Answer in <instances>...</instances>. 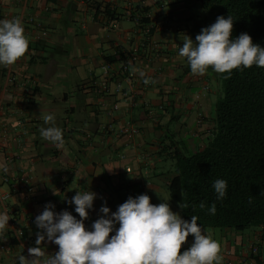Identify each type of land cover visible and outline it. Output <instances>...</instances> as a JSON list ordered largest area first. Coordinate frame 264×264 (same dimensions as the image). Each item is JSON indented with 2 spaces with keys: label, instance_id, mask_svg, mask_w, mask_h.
I'll return each instance as SVG.
<instances>
[{
  "label": "crops",
  "instance_id": "0c3cea01",
  "mask_svg": "<svg viewBox=\"0 0 264 264\" xmlns=\"http://www.w3.org/2000/svg\"><path fill=\"white\" fill-rule=\"evenodd\" d=\"M140 9H147L142 29L133 16ZM198 13L197 0H0V19L21 16L31 41L16 64L0 66V162L9 166L0 172V194H10L0 204L10 216L0 264H19L37 246L35 218L48 202L79 218L69 201L79 190L95 191L85 221L90 228L105 203L114 212L147 193L159 204L176 175L175 153L205 148L215 127L219 74L209 68L194 75L179 55L184 33L195 40L202 30ZM118 54L125 60L105 62ZM8 74L18 83L9 84ZM49 113L64 131L62 147L40 135L48 126L42 114ZM130 127L137 132H124ZM17 228L24 230L21 240ZM208 232L221 245L222 264H264L261 228ZM41 247L48 255L59 248L48 241Z\"/></svg>",
  "mask_w": 264,
  "mask_h": 264
},
{
  "label": "clouds",
  "instance_id": "9594fccd",
  "mask_svg": "<svg viewBox=\"0 0 264 264\" xmlns=\"http://www.w3.org/2000/svg\"><path fill=\"white\" fill-rule=\"evenodd\" d=\"M234 22L231 15H220L213 24L202 28L195 40L184 33L179 55L186 58L192 74L202 76L209 68L229 75L233 70L264 68V46L255 43L247 32L234 36ZM30 42L21 16L0 19V66L16 64L28 52ZM132 71L149 82L145 71ZM42 119L48 126L41 127V137L62 147L64 131L56 125L55 115L42 114ZM8 171L7 163L0 162V172ZM213 189L218 200L224 199L228 181L216 179ZM97 197L92 190L77 191L69 203L75 205L79 218L68 210L55 211V204L48 202L35 218L41 230L37 246L28 249V256L20 255L19 264H222L221 245L198 223L199 217L183 219L166 198L154 204L147 193L140 194L129 197L114 212L105 203L100 208L102 215L88 228L85 221ZM180 206L187 208L184 203ZM216 211L213 203L209 212L215 215ZM9 220V214L0 211V239L6 235ZM190 235L194 236L193 242L181 251ZM45 241L58 245V251L48 255L41 247Z\"/></svg>",
  "mask_w": 264,
  "mask_h": 264
},
{
  "label": "trees",
  "instance_id": "16d2710c",
  "mask_svg": "<svg viewBox=\"0 0 264 264\" xmlns=\"http://www.w3.org/2000/svg\"><path fill=\"white\" fill-rule=\"evenodd\" d=\"M197 1V25L204 28L220 15H231L234 36L247 32L255 43L264 46V0ZM146 12L138 11L145 24ZM124 60L120 54L105 58L109 64ZM218 74L222 90L212 135L202 151L175 153L176 175L170 180L169 196L179 206L187 205L180 206L183 219L190 221L196 215L207 231L253 227L264 231V68L253 66L233 70L231 75ZM219 178L228 181L227 196L222 200L213 189V182ZM213 203L215 215L209 212ZM193 237L190 235L187 242Z\"/></svg>",
  "mask_w": 264,
  "mask_h": 264
},
{
  "label": "built area",
  "instance_id": "2783aa9c",
  "mask_svg": "<svg viewBox=\"0 0 264 264\" xmlns=\"http://www.w3.org/2000/svg\"><path fill=\"white\" fill-rule=\"evenodd\" d=\"M135 22H136V25L140 28V29H142V28H144L145 27V23H144V19H143V17H141V16H139V15H137L136 17H135ZM149 31L150 30H145V33L146 34H148L149 33ZM138 59V57L137 56H134L133 57V60H137ZM105 70H106V72H108V70H109V67L107 66L106 68H105ZM20 80V79H19ZM7 81H8V83L9 84H16V83H18L17 81H18V79L15 77V76H13L12 74H8L7 75ZM27 89L29 90L28 92H29V94H33V92H34V90H35V84L34 85H32V86H30V88L29 87H27ZM114 109H118V106L117 105H115L114 106ZM19 124H22V122H19ZM124 132H126V133H135V132H137V129L135 128V127H130V128H126L125 130H124ZM8 161L9 162H11L12 161V157H9L8 158ZM7 181H8V179H6ZM10 198V194H3V195H1L0 194V204H5V202L8 200ZM14 233H15V236H16V238H18V239H23L24 238V230H23V228H17V229H15V231H14ZM251 254L252 255H258L259 254V247L258 246H254L253 248H252V250H251Z\"/></svg>",
  "mask_w": 264,
  "mask_h": 264
},
{
  "label": "rangeland",
  "instance_id": "374dc122",
  "mask_svg": "<svg viewBox=\"0 0 264 264\" xmlns=\"http://www.w3.org/2000/svg\"><path fill=\"white\" fill-rule=\"evenodd\" d=\"M221 90H222V85H221ZM163 197H159V201H158V203H161V202H163V199H162ZM164 198H166L168 201H169V203H170V205H171V207H172V210L173 211H175V212H178V213H180V215H181V209H180V206L176 203V202H173L171 199H170V196H169V193H167L166 194V197H164ZM253 228H256V227H253Z\"/></svg>",
  "mask_w": 264,
  "mask_h": 264
}]
</instances>
